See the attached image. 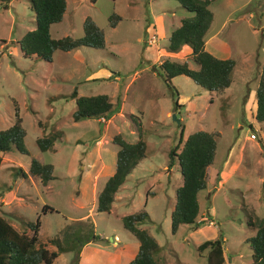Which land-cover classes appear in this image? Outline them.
Instances as JSON below:
<instances>
[{"label":"rangeland","instance_id":"374dc122","mask_svg":"<svg viewBox=\"0 0 264 264\" xmlns=\"http://www.w3.org/2000/svg\"><path fill=\"white\" fill-rule=\"evenodd\" d=\"M66 1L51 36H82L89 16L103 30L105 42L99 48L57 49L51 62L23 56L16 45L34 28L29 0L0 5V40H5L0 41V129L14 121V99L28 150L0 152V215L28 237L33 230L24 222L38 218L36 245L49 250L57 251L52 239L63 242V230L73 224L92 226L100 235L80 247L77 262L76 251L69 250L59 251L51 264H128L138 241L122 218L142 207L148 218L138 226L158 242V264H204L197 246L214 239L223 240L229 264H249L246 239L255 231L246 224V209L252 206L264 217V122L253 113L264 66V0H210L213 16L205 47L236 61L230 85L220 92L184 74L167 82L153 70L164 59L198 67L189 47L167 48L172 30L191 14L177 0ZM112 13L119 15L115 26L109 23ZM73 89L78 95L107 94L114 105L109 118L73 120ZM182 126L184 139L200 129L214 132L216 149L206 168L207 186L198 194L201 223L181 225L172 233L170 214L182 174L177 160L169 164V152L176 145L180 149ZM55 131L62 135L41 151L37 139ZM118 133L128 142L143 139L147 150L114 194L110 209L97 211L96 195L115 168L118 148L112 138ZM31 158L51 163L53 178L42 183L30 174ZM19 167L27 177L16 176ZM45 204L52 209L43 212Z\"/></svg>","mask_w":264,"mask_h":264},{"label":"trees","instance_id":"16d2710c","mask_svg":"<svg viewBox=\"0 0 264 264\" xmlns=\"http://www.w3.org/2000/svg\"><path fill=\"white\" fill-rule=\"evenodd\" d=\"M10 0H0V5L7 6ZM94 1V0H92ZM190 15L181 18L177 26L168 37L167 48L169 52H179L183 46L190 49L191 59L198 65L192 68L186 61L162 60L155 71H160L165 81H170L174 76L184 74L199 85L211 91L220 92L227 88L231 81L232 70L236 64L235 59L220 58L212 54L205 47V34L212 21V12L209 9L210 0H177ZM30 9L34 13V28L27 30L16 45L23 56L35 60L52 61L55 50L69 51L81 46L103 47L105 42L104 32L96 23L86 16L83 20V35L72 37L65 35L53 38L50 33L52 24L60 22L67 7L66 0H29ZM119 15L112 13L109 23L115 26ZM0 41H5L1 39ZM177 94V91L175 92ZM70 97L74 99L76 107L72 113L73 120L85 118H109V113L114 105L107 94L78 95L73 89ZM256 110L254 117L258 122H264V66L260 72L258 84L255 89ZM14 121L7 128L0 129V152L17 150L27 154L24 143L26 131L14 99ZM183 126L180 130L179 144L169 152V164L177 160L182 174V183L175 189V203L171 210V231L175 233L181 225H197L200 209L199 192L206 188V168L213 163L216 149L214 132L196 130L184 139ZM62 135V131H55L50 135L37 139L41 151L50 149L54 141ZM117 146V155L114 172L107 177L102 188L96 195V210L108 211L114 199V194L125 181L127 175L135 168L138 162L145 157L147 143L143 139L133 142L125 140L121 134L112 138ZM1 163V157H0ZM52 164L41 163L36 158H31L28 172L38 176L42 183L53 178ZM20 175L27 176L20 167ZM16 171V170H15ZM17 172V171H16ZM52 209L43 205L42 211ZM246 224L254 229V234L246 239L251 248V262L249 264H264V217L256 213L254 207L246 209ZM50 211V210H49ZM148 218L145 207L125 215L122 224L138 241V249L128 264H158L155 257L159 250L156 239L144 228L138 226ZM26 226L33 230L28 237L23 232L16 230L4 217L0 215V264H51L59 251H76L75 262L80 247L90 240H97L100 235L95 233L93 227L83 228L77 224L67 226L63 230V242L57 238L52 239L58 248L57 251L49 250L44 245H36L39 219L35 222L25 221ZM64 243V244H63ZM199 256H205L204 264H227L223 240L214 239L201 242L197 246ZM75 262L73 264H75ZM186 264V263H179Z\"/></svg>","mask_w":264,"mask_h":264},{"label":"crops","instance_id":"0c3cea01","mask_svg":"<svg viewBox=\"0 0 264 264\" xmlns=\"http://www.w3.org/2000/svg\"><path fill=\"white\" fill-rule=\"evenodd\" d=\"M64 17V16H63ZM31 29V28H30ZM29 30V29H28ZM255 94V93H254ZM255 110H256V98L254 97V105H253V113H255ZM259 123H261V122H259ZM114 170H115V168L113 169V172H114ZM30 175H28V177H29ZM33 176H35V175H33ZM27 177V176H26ZM137 248H138V246H137ZM225 260H226V263L227 264H229V259H227V257H226V255H225ZM227 260H228V262H227Z\"/></svg>","mask_w":264,"mask_h":264},{"label":"water","instance_id":"95a60500","mask_svg":"<svg viewBox=\"0 0 264 264\" xmlns=\"http://www.w3.org/2000/svg\"><path fill=\"white\" fill-rule=\"evenodd\" d=\"M172 117H173V119H174V120H176V121H177V123H179V122H180V121H179V119L176 117L175 113H173Z\"/></svg>","mask_w":264,"mask_h":264},{"label":"clouds","instance_id":"9594fccd","mask_svg":"<svg viewBox=\"0 0 264 264\" xmlns=\"http://www.w3.org/2000/svg\"><path fill=\"white\" fill-rule=\"evenodd\" d=\"M149 43H150V41H149ZM255 114V113H254ZM99 120H102V119H104V120H106L104 117H101V118H98ZM180 121V120H179ZM251 137V136H250ZM186 138V137H185ZM252 138V137H251ZM253 139V138H252ZM2 160V159H1ZM1 164V163H0Z\"/></svg>","mask_w":264,"mask_h":264},{"label":"built area","instance_id":"2783aa9c","mask_svg":"<svg viewBox=\"0 0 264 264\" xmlns=\"http://www.w3.org/2000/svg\"><path fill=\"white\" fill-rule=\"evenodd\" d=\"M150 42H151V40H149ZM252 138H255V135L254 134H252V136H251Z\"/></svg>","mask_w":264,"mask_h":264}]
</instances>
